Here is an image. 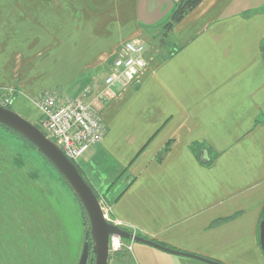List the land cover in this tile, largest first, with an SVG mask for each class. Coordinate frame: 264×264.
Wrapping results in <instances>:
<instances>
[{"label": "crops", "instance_id": "1", "mask_svg": "<svg viewBox=\"0 0 264 264\" xmlns=\"http://www.w3.org/2000/svg\"><path fill=\"white\" fill-rule=\"evenodd\" d=\"M179 2L0 0V86L14 101L56 85L77 94L103 80L125 41L149 43L142 83L114 88L101 105L104 138L77 165L126 230L224 264H263L264 0H203L168 29ZM132 254L210 264L139 242Z\"/></svg>", "mask_w": 264, "mask_h": 264}, {"label": "rangeland", "instance_id": "2", "mask_svg": "<svg viewBox=\"0 0 264 264\" xmlns=\"http://www.w3.org/2000/svg\"><path fill=\"white\" fill-rule=\"evenodd\" d=\"M10 107L39 126L30 99L20 96ZM56 169L33 144L0 126V264H79L84 245L92 250L87 213ZM127 254L122 264H137Z\"/></svg>", "mask_w": 264, "mask_h": 264}, {"label": "built area", "instance_id": "3", "mask_svg": "<svg viewBox=\"0 0 264 264\" xmlns=\"http://www.w3.org/2000/svg\"><path fill=\"white\" fill-rule=\"evenodd\" d=\"M147 48L141 39L125 41L113 58L111 69L102 81L87 82L75 96L64 94L57 87L32 99L41 119L39 128L61 148L74 163L92 147L102 141L106 125L101 115V105L114 95V88H134L142 83L150 61ZM17 91L0 86V105L10 107ZM104 217L110 223L124 228L122 222L110 216V206L99 199ZM125 229V228H124ZM136 234L135 232H133ZM110 254L124 250L132 252L133 241L125 243L119 236H110Z\"/></svg>", "mask_w": 264, "mask_h": 264}, {"label": "water", "instance_id": "4", "mask_svg": "<svg viewBox=\"0 0 264 264\" xmlns=\"http://www.w3.org/2000/svg\"><path fill=\"white\" fill-rule=\"evenodd\" d=\"M0 124L22 135L57 168L65 178L70 188L83 204L91 225L92 250L90 244L84 245L79 264H88L90 254L95 255V264H109L110 260V236H119L124 240L147 244L171 253L182 254L200 259L210 264H224L214 259L204 258L194 254L177 251L166 247L153 240L147 239L129 230L116 226L104 217L98 195L83 176L79 167L65 153L46 136V134L35 124L21 117L10 107L0 105ZM259 245L264 255V215L259 225Z\"/></svg>", "mask_w": 264, "mask_h": 264}, {"label": "trees", "instance_id": "5", "mask_svg": "<svg viewBox=\"0 0 264 264\" xmlns=\"http://www.w3.org/2000/svg\"><path fill=\"white\" fill-rule=\"evenodd\" d=\"M203 0H180V2L178 3L177 8L174 10L171 21L167 23V25L165 27H167L168 29L172 28L174 24L178 23L179 21H181L185 15L187 13H189L190 11H192L193 9H195ZM11 108V107H10ZM1 127H3L4 129L8 130L9 132L13 133L15 136L19 137L20 139L24 140L25 142H27L28 144H32L31 142H29L27 139H25L22 135L18 134L17 132L11 130L10 128L0 124ZM38 126V125H37ZM39 127V126H38ZM35 147V146H34ZM37 148V147H35ZM168 150V147H166L164 149L165 153ZM39 151V150H38ZM39 153L41 154V156H43L52 166L53 164L39 151ZM161 158V156H160ZM79 167V166H78ZM80 169V168H79ZM57 170V169H56ZM81 171V170H80ZM82 172V171H81ZM83 174V173H82ZM60 178L68 185L67 181L65 180V178L60 174ZM87 180V179H86ZM89 183V182H88ZM69 186V185H68ZM71 189V188H70ZM81 203V202H80ZM82 204V203H81ZM85 213L86 210L84 208V206L82 205ZM264 215V214H263ZM127 241V240H125ZM160 244V243H159ZM88 264H95V255L92 253L90 255L89 258V262Z\"/></svg>", "mask_w": 264, "mask_h": 264}, {"label": "flooded vegetation", "instance_id": "6", "mask_svg": "<svg viewBox=\"0 0 264 264\" xmlns=\"http://www.w3.org/2000/svg\"><path fill=\"white\" fill-rule=\"evenodd\" d=\"M263 259H264V257H263ZM263 264H264V262H263Z\"/></svg>", "mask_w": 264, "mask_h": 264}]
</instances>
